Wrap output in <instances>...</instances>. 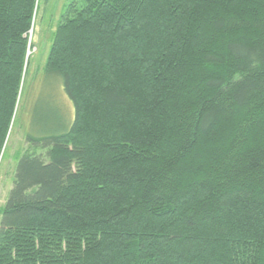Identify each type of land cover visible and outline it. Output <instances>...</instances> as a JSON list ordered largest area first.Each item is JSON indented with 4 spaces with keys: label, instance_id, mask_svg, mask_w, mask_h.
<instances>
[{
    "label": "trees",
    "instance_id": "16d2710c",
    "mask_svg": "<svg viewBox=\"0 0 264 264\" xmlns=\"http://www.w3.org/2000/svg\"><path fill=\"white\" fill-rule=\"evenodd\" d=\"M36 9L0 0V158ZM45 74L74 116L27 137L0 264H264V0H75Z\"/></svg>",
    "mask_w": 264,
    "mask_h": 264
},
{
    "label": "rangeland",
    "instance_id": "374dc122",
    "mask_svg": "<svg viewBox=\"0 0 264 264\" xmlns=\"http://www.w3.org/2000/svg\"><path fill=\"white\" fill-rule=\"evenodd\" d=\"M74 1L37 0L16 112L0 158V219L13 186L18 160L25 156L44 157L46 154V150L34 147L27 137L40 136L51 129L56 131L57 127H68L72 122L74 111L71 101L64 94L61 83L52 76L47 77L45 71L55 31L68 5ZM82 1L77 0V3L80 5Z\"/></svg>",
    "mask_w": 264,
    "mask_h": 264
}]
</instances>
